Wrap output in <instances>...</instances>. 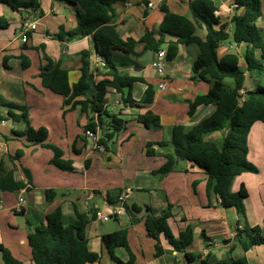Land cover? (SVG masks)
Segmentation results:
<instances>
[{"label": "crops", "instance_id": "0c3cea01", "mask_svg": "<svg viewBox=\"0 0 264 264\" xmlns=\"http://www.w3.org/2000/svg\"><path fill=\"white\" fill-rule=\"evenodd\" d=\"M192 0H128L115 5L112 21L124 41L140 42L148 33L163 40L161 51L178 44V37L162 33L165 18L163 8L170 13L193 20L190 10ZM216 7L219 26H228L230 39L218 49L219 59L236 55L245 71L243 92L245 97L259 87H264V73L248 71L246 44L233 41L235 15L244 9H235V0H210ZM262 16L257 22L264 42V0ZM37 10L0 3V19L9 24L0 28V167L13 170L17 182L24 188L0 194V245L10 250L24 264H33L28 238L38 227L47 223V217L60 209L64 227L79 226L78 214L85 217V237L88 249L99 256L96 264H116L113 257L134 264H234L245 260L247 264H264V244L244 249L245 232L260 228L264 237V122L257 121L250 129L246 141V160L253 171L237 177L232 192H247L244 213L236 208H225L220 198L207 192L208 175L196 164L179 160L173 172L164 178L156 173L167 163L166 156L174 153L171 142L175 129L191 130L212 117L217 108L201 105L190 116V104L209 93L211 85L194 73V63L199 50L195 45H178L174 59L165 60V76L153 68L157 52L138 44L136 55L111 52V60L121 76L137 78L130 89L134 105L125 108L109 107L121 95L115 91L105 98L106 108L125 121V128L100 152L86 137L85 128L95 118L90 109L66 105L65 98L43 87L41 72L49 65L69 73L71 85L78 83L83 67V53L88 54L92 81L107 77L106 68L99 66L102 57L92 38L69 43L60 42L56 36L60 28L66 31L77 27L78 8L60 0H39ZM153 4V7H150ZM32 19L37 29L28 43L21 41L24 21ZM195 35L206 39L205 28H196ZM162 84L165 88L162 89ZM148 90L153 101L146 104ZM95 94L94 85L79 100H89ZM152 114L160 118V128L148 129L138 123L140 115ZM23 117V120H15ZM29 126L34 130L46 129L47 142L60 148L64 159L73 162L74 172H64L51 164L54 153L41 145H31L23 136ZM99 131V138L108 132ZM229 129L205 135V141L222 146ZM166 143V147L155 146ZM154 144L153 155L148 156V145ZM22 151L20 160H15ZM130 191L121 217L98 223V212L110 213L117 197ZM48 192L53 198L48 199ZM20 199L26 200L22 212L17 211ZM169 210L166 218L171 235L179 239L188 228L193 231V243L187 250L196 257L193 263L186 253H179L160 236L163 253L156 257V241L146 229L149 215L155 218ZM126 231L128 248H116L113 255L103 242V236ZM0 264H5L0 253Z\"/></svg>", "mask_w": 264, "mask_h": 264}, {"label": "trees", "instance_id": "16d2710c", "mask_svg": "<svg viewBox=\"0 0 264 264\" xmlns=\"http://www.w3.org/2000/svg\"><path fill=\"white\" fill-rule=\"evenodd\" d=\"M71 6L77 7V27L66 31L61 27L56 38L63 43H69L84 38H92L96 43L97 52L106 64L107 77L99 82L92 81L89 71L88 54L83 53V67L78 83L71 85L69 73L58 66H54L48 57H44L49 65L41 72L43 87L65 98L66 105L81 106L83 111L90 109L95 118L85 128L98 136L99 131H104L108 125V132L99 139V146L108 149V143L113 141L117 134L125 128V121L119 115H113L106 108L105 98L110 91L121 95L126 105H134L130 89L139 81L137 78L121 76L111 60V52L135 54L136 46L144 44L150 51L160 52L163 40H157L155 33L148 32L140 42L135 40L124 41L120 37L116 27L112 25L115 18V5L128 0H60ZM235 9H244L243 15H235L232 19L234 26L233 41L240 45L246 44V63L248 71L258 74L264 73V42L260 36L257 22L262 16L261 0H235ZM0 3H9L13 7L37 10L40 8L39 0H0ZM190 10L193 20L172 14L167 8H163L165 18L161 26V32L178 37V44H171L168 50V59H174L178 53V45H195L198 50V58L194 63V73L211 85L207 95L198 97L190 104L189 115L192 116L201 105H213L217 108L215 114L201 122L191 130L178 128L174 130V153L167 155V163L156 173L164 178L174 171L179 160L196 164L208 175L207 192H213L225 208H236L244 213V200L246 191L232 192L234 180L244 173L252 172V166L246 160V141L250 129L257 121L264 122V87H259L250 92L242 106L239 105V92L245 83V71L239 65L236 55H228L223 59L218 57L220 45L230 39L228 26H219L216 18V7L210 0H192ZM9 24L0 19V28L7 29ZM196 28H205L207 36L205 40L195 35ZM103 50V51H101ZM94 85L95 94L89 100H79L87 95ZM146 104H151L153 95L148 90ZM15 120L24 118L15 117ZM136 121L148 129L160 128L161 122L158 116L152 114L140 115ZM28 128L23 136H27L31 145H41L54 153L51 164L64 172H74L73 162L64 159L62 150L50 143L48 131L44 128L34 131L26 120ZM229 129L225 142L220 147L214 142L205 141V135L221 132ZM148 145V156L153 155ZM155 146L166 147V143ZM23 152L16 154L15 160H20ZM24 188V184L17 182L13 170H8L3 164L0 167V194L15 192ZM54 193L48 192V199L53 198ZM170 211L167 210L162 217L155 218L149 215L146 220L148 235L156 241L155 256L163 253L159 238L161 235L169 242L173 249L179 253H186L190 263L196 257L187 253L193 243V231L188 228L179 239L173 238L166 218ZM81 221L79 226L64 227L63 214L60 209L47 217V223L37 228L35 233L29 236L28 244L31 250L33 264H96L99 261L97 254L88 249L85 237L87 220L78 214ZM105 246L113 255L116 248H128L126 231H118L103 236ZM244 249L255 245L264 244L260 228H252L245 232L242 241ZM0 253L5 264H24L13 254L0 245ZM116 264H134V259L123 263L113 257ZM202 264H207L202 262ZM234 264H247L245 260Z\"/></svg>", "mask_w": 264, "mask_h": 264}, {"label": "built area", "instance_id": "2783aa9c", "mask_svg": "<svg viewBox=\"0 0 264 264\" xmlns=\"http://www.w3.org/2000/svg\"><path fill=\"white\" fill-rule=\"evenodd\" d=\"M150 7H153V4H150ZM235 7V6H234ZM37 29V23L36 21L29 19L24 21L21 29V41L25 44L28 43L30 40V36L33 32H35ZM167 54L165 51H160L157 53L155 61L152 63L153 68L157 71L159 76L164 77L165 76V60H166ZM99 66L102 68L106 67L105 62L102 60L99 62ZM162 89L165 88V84H162ZM240 98H239V105L242 106L246 100L245 93L243 90L239 92ZM125 108V103L121 99H117L113 105L109 107V110H113L114 108ZM86 137H88L92 143L96 146V149H98L100 152H105V148L103 146H99V136L95 135L94 133L87 131L85 132ZM130 191L126 190L123 191L118 197L116 201V206L113 207V210L110 213H103L98 212L96 214L95 220L102 224L108 222L110 219H113L115 217H121L124 215L125 212V203L129 199ZM26 200L20 199L19 204L17 206V211L22 212V208L26 206Z\"/></svg>", "mask_w": 264, "mask_h": 264}, {"label": "rangeland", "instance_id": "374dc122", "mask_svg": "<svg viewBox=\"0 0 264 264\" xmlns=\"http://www.w3.org/2000/svg\"><path fill=\"white\" fill-rule=\"evenodd\" d=\"M101 51H103V50H101Z\"/></svg>", "mask_w": 264, "mask_h": 264}]
</instances>
